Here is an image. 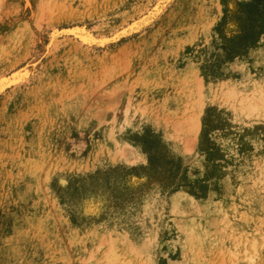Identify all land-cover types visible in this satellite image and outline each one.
<instances>
[{"label": "rangeland", "instance_id": "374dc122", "mask_svg": "<svg viewBox=\"0 0 264 264\" xmlns=\"http://www.w3.org/2000/svg\"><path fill=\"white\" fill-rule=\"evenodd\" d=\"M234 1L0 0V264H264V0L227 58Z\"/></svg>", "mask_w": 264, "mask_h": 264}, {"label": "trees", "instance_id": "16d2710c", "mask_svg": "<svg viewBox=\"0 0 264 264\" xmlns=\"http://www.w3.org/2000/svg\"><path fill=\"white\" fill-rule=\"evenodd\" d=\"M261 1L263 0H235L233 6L225 3L223 16L216 29L227 58H231L238 49L256 41L263 24L259 7ZM231 24L232 27L228 28Z\"/></svg>", "mask_w": 264, "mask_h": 264}, {"label": "bare ground", "instance_id": "6f19581e", "mask_svg": "<svg viewBox=\"0 0 264 264\" xmlns=\"http://www.w3.org/2000/svg\"><path fill=\"white\" fill-rule=\"evenodd\" d=\"M155 5H156V4H155ZM155 9H157V6L155 7ZM148 11H149V10H148ZM158 11H159V9H158ZM154 12H155V11H154ZM154 12H150L149 15H150V14H153ZM145 16H146V15H145ZM130 26H131V25H130ZM74 28H75V26H74L73 28H71V30L76 31V28H75V29H74ZM71 30H70V31H71ZM117 31H118V30H117ZM72 32H73V31H72ZM76 32H78V31H76ZM115 32H116V31H115ZM82 33H83V32H82ZM82 33H81V34H82ZM100 36H101V35H100ZM81 37L84 38V39H92V40H93V38H94V36H93L92 34H90V33H84V34L81 35ZM100 38H101V37H100ZM104 39H105V38H104ZM82 41H83V40H82ZM103 41H104V40H103ZM80 42H81V41H80ZM100 43H102V42H100ZM23 69H24V68H23ZM20 71H21V70H20ZM22 71H23V70H22ZM21 74H22V73H21ZM2 78H3V76H2ZM4 79H5V77H4ZM0 80H1V77H0ZM2 80H3V79H2ZM2 80H1V81H2ZM15 81H16V80H15ZM12 82H13V81H12ZM0 88H1V87H0Z\"/></svg>", "mask_w": 264, "mask_h": 264}]
</instances>
